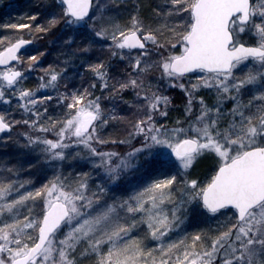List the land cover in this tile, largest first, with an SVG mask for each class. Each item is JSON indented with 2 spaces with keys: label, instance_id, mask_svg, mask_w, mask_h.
<instances>
[{
  "label": "snow or ice",
  "instance_id": "obj_1",
  "mask_svg": "<svg viewBox=\"0 0 264 264\" xmlns=\"http://www.w3.org/2000/svg\"><path fill=\"white\" fill-rule=\"evenodd\" d=\"M27 20L0 25V264H264V0Z\"/></svg>",
  "mask_w": 264,
  "mask_h": 264
},
{
  "label": "rangeland",
  "instance_id": "obj_2",
  "mask_svg": "<svg viewBox=\"0 0 264 264\" xmlns=\"http://www.w3.org/2000/svg\"><path fill=\"white\" fill-rule=\"evenodd\" d=\"M17 4L16 0H0V13L3 11H10L14 6ZM32 5H35L34 2ZM18 19H25L22 16H20ZM27 19V18H26ZM28 20H25L26 23ZM1 29V28H0ZM4 31L0 30V35H3ZM55 37H49L46 41H38L35 45L30 46L32 48H38L39 50L46 51L45 57L42 58V66L44 68H47L49 65H59L61 58H58V46L55 41ZM38 75H43V73L40 72H34L31 75V79L28 81L29 86H35L36 77ZM79 78L76 79V83H79ZM168 94L172 97L173 102L179 106L181 104V93L179 89H171L169 90ZM175 115V113H173ZM207 163L201 164L195 171L194 176H203V174L207 171ZM35 171V170H33Z\"/></svg>",
  "mask_w": 264,
  "mask_h": 264
},
{
  "label": "trees",
  "instance_id": "obj_3",
  "mask_svg": "<svg viewBox=\"0 0 264 264\" xmlns=\"http://www.w3.org/2000/svg\"><path fill=\"white\" fill-rule=\"evenodd\" d=\"M17 4L10 11H3L0 13V25L4 23H25L27 15L36 10V5L42 2V0H16ZM34 2L35 5H32ZM20 16L25 19H18ZM26 23H31L27 21ZM0 30H3L2 28ZM4 31V30H3ZM23 31H27L26 29Z\"/></svg>",
  "mask_w": 264,
  "mask_h": 264
},
{
  "label": "water",
  "instance_id": "obj_4",
  "mask_svg": "<svg viewBox=\"0 0 264 264\" xmlns=\"http://www.w3.org/2000/svg\"><path fill=\"white\" fill-rule=\"evenodd\" d=\"M1 135V134H0Z\"/></svg>",
  "mask_w": 264,
  "mask_h": 264
}]
</instances>
